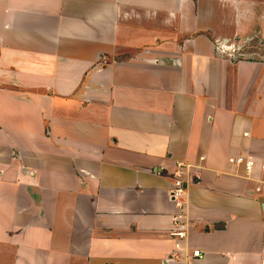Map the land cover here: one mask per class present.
I'll return each mask as SVG.
<instances>
[{"label": "crops", "instance_id": "crops-1", "mask_svg": "<svg viewBox=\"0 0 264 264\" xmlns=\"http://www.w3.org/2000/svg\"><path fill=\"white\" fill-rule=\"evenodd\" d=\"M263 166L264 0H0V264H264Z\"/></svg>", "mask_w": 264, "mask_h": 264}, {"label": "built area", "instance_id": "built-area-1", "mask_svg": "<svg viewBox=\"0 0 264 264\" xmlns=\"http://www.w3.org/2000/svg\"><path fill=\"white\" fill-rule=\"evenodd\" d=\"M221 47H225L223 44V41L220 42ZM223 49V48H222ZM231 163L244 166L245 171L247 173H251L255 167V161L252 158H231ZM264 168V166H263ZM188 170L189 166L183 163H179L177 167L176 172V181L175 185L171 190V198L176 203V205L179 208L184 207V202L182 199H186L189 191V185L190 182H192L191 177H188ZM181 216H178L175 219V226L171 233V236L175 238V241H177L178 248L180 249L181 253L186 254L187 248L182 246V241H187L188 238V229L185 223L182 221ZM204 257V253H202L200 250L193 252V258L194 259H202ZM172 261V259H171Z\"/></svg>", "mask_w": 264, "mask_h": 264}, {"label": "rangeland", "instance_id": "rangeland-1", "mask_svg": "<svg viewBox=\"0 0 264 264\" xmlns=\"http://www.w3.org/2000/svg\"><path fill=\"white\" fill-rule=\"evenodd\" d=\"M217 44V46H218V42L216 43ZM233 49V50H232ZM232 49L231 50H229L232 54H233V52H234V54H236L237 56H238V59H251L252 57H254L255 55H251V56H243V57H241L240 55H239V51H238V48L236 47H232ZM233 51V52H232ZM258 57V56H257Z\"/></svg>", "mask_w": 264, "mask_h": 264}]
</instances>
